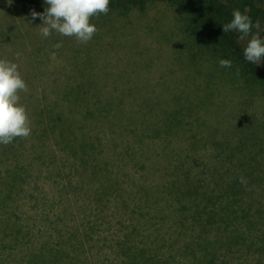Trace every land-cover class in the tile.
Returning a JSON list of instances; mask_svg holds the SVG:
<instances>
[{
	"label": "rangeland",
	"instance_id": "rangeland-1",
	"mask_svg": "<svg viewBox=\"0 0 264 264\" xmlns=\"http://www.w3.org/2000/svg\"><path fill=\"white\" fill-rule=\"evenodd\" d=\"M7 9L5 5L0 7V26L6 19H14L16 25L24 24L26 28L29 25L34 29L23 42L0 39V59L17 63L26 82L27 91H19V103L26 107L30 127L33 128L36 122L57 123L69 136L72 133L69 124L74 120L104 121L108 125H117L113 129L114 133L115 130L118 132L119 146L129 151L133 159L143 155V151L151 153L144 157L149 167L140 169L131 162L135 167L130 168L137 183L152 181L148 183L160 187L157 194L151 195V199L157 202L144 217L140 215L136 199L145 197L149 189L137 187V183L132 184L127 179L124 181L125 194H119V202L115 193L104 195L107 207L97 205L85 216L73 210L63 224L58 217L60 209L49 213L65 231L72 230L79 220L82 222V229L85 227L89 236L88 248L83 253L88 264H119L121 259L110 252L136 224L139 225L136 232L133 231V243L141 248L148 246L156 253L153 262L142 264H165L167 257L172 258V264L187 261L195 264H264V133L257 124L263 119L264 128V116L259 117L256 113L262 110L259 105L264 106V93L254 97L253 102H258V106L253 105L247 98L243 81H231L228 69L218 64L217 67L207 56L199 59L193 56L192 59L207 74L206 81L208 70L214 73L215 78L207 82L215 91L220 86L222 92L216 98L202 87L203 82L199 80L204 81V77L198 73L199 80H196L194 69L183 62L175 63L170 46L173 45L178 55L175 43L184 37V33L177 27L174 11L165 3H152L125 17L110 16L99 20L96 29L112 27L118 31L116 36L109 35L104 41L91 38L76 46H71L72 42L67 39H59L61 34L54 31L43 37L29 21L33 20L31 15L27 23L26 18L22 19L26 15L19 9ZM91 21H96L94 16ZM257 21L259 27L255 32L264 37V18ZM150 26L155 29L150 30ZM170 40L174 41L172 45ZM56 43L60 44L59 48L53 47ZM53 52L55 58L51 56ZM53 60L59 62L54 63L58 66H53L52 70H45L46 66L43 70L37 69ZM33 66L39 71L37 81L32 73ZM221 75L227 78L220 79ZM74 77L83 92L78 100L70 94ZM38 89L44 98L41 106L35 99ZM242 97L246 98L244 102L249 100L250 103L244 106ZM30 134L38 135L39 132L31 130ZM117 153L119 149L113 150L110 158L113 155L119 162L121 159ZM166 164L177 171L173 179L161 169ZM197 169L209 176L220 196L217 208L206 214L210 223L204 219L201 226L195 216V206L180 207L170 199L169 192H164L170 184L190 189L195 185ZM152 171L157 177L163 175L167 179L156 178L154 181L146 178L144 173ZM240 177L246 178V183H241ZM42 181L49 187L55 186L50 179ZM81 203L84 204L79 200L78 205ZM233 203L244 209L237 211L236 216L246 222L243 225L247 229V251L234 249L232 251H236L231 252L223 248L218 257L219 245L226 239L218 234L227 232V227H219V223L228 222L226 210ZM36 209L39 213L40 208ZM143 211L148 209L144 207ZM151 218L154 220L151 224L140 223ZM199 229L202 233L211 229V234L202 235L193 247L190 244L191 255L179 250L180 246L182 249L187 245L189 234H196ZM176 230L188 234L177 236ZM153 241L158 244L165 241L174 246L166 244L167 247L159 250Z\"/></svg>",
	"mask_w": 264,
	"mask_h": 264
},
{
	"label": "trees",
	"instance_id": "trees-1",
	"mask_svg": "<svg viewBox=\"0 0 264 264\" xmlns=\"http://www.w3.org/2000/svg\"><path fill=\"white\" fill-rule=\"evenodd\" d=\"M152 3H165L172 8L177 27L183 30L184 37L175 43L178 55L172 45L174 41L170 40L172 45L170 47L175 54V63L183 62L186 66L194 69L196 71L194 78L199 80V73L204 77V81L199 80L203 82L202 87L207 88L216 98H219L220 92H222L220 86L215 91L207 82L210 78H215L214 73L208 70L209 77L206 81L207 74L203 73L199 63L192 57L196 56L199 59L207 56V59L213 60L212 63L216 66L219 65L218 61L221 58L232 60L231 67L222 68L228 69L231 81L234 83L243 81L246 84L247 98L253 105L258 106V102L255 103L253 100L255 96H262L264 93V60L259 65L246 61L243 49L249 37L239 39L240 33L236 31L223 32L222 25L232 19L233 9H239L242 13L246 12L254 22L259 18H264V0H110V11L107 14L101 13L94 16L96 21L93 23L90 20V22L96 25L99 20L110 16L125 17L131 11H142ZM3 4L8 9H19L26 15L22 19L26 18L27 23L28 16L31 15L33 20L29 21L37 30H40L38 26L42 20L39 16L34 18L32 12H43L47 6L44 4V0H0V7L4 6ZM6 20L0 26V39L23 42L28 39V37L25 38L26 35L29 36L34 30L30 29L29 25L28 28L24 27V24L16 25L14 19ZM154 29V26H150V30ZM255 30L256 28H253L252 32ZM117 32L116 29L112 30V27L99 28L92 38L93 40L100 38L104 41L109 35L116 36ZM59 39L71 41V46L80 44L72 36L60 35ZM57 62L59 61H49L44 65H39L37 69L46 66L45 70H52L53 66H58V64H54ZM33 67L32 73H35L34 79L37 81L39 71L35 66ZM237 69L239 70L238 75ZM225 78L220 76V79ZM77 83L78 80L74 77L70 86V94L76 100L83 95ZM35 99L37 105L43 104L44 98L39 89ZM242 99L241 102L244 106L250 103L249 100L244 102L246 98L242 97ZM245 108L248 110L247 107ZM258 108L262 110L255 112L259 117H263L264 106L259 105ZM262 123L257 122L264 133ZM69 126L72 133L67 136L57 123L36 122L32 125L31 130L38 131V135L15 137L8 144H0V264H88L83 253L88 248L86 242H88L89 236L87 229L85 227L82 229V222L79 220L72 230L65 231L64 226H59L57 220L52 219L49 213L53 214L57 209H60L58 217L63 224L74 213L73 210L78 214L81 212L85 216L97 205L102 204L104 208L107 207L108 203L104 199V195L115 193L119 202L121 201L119 196L125 194L124 185L126 183L124 181L127 179L132 184L137 183L130 173V168L149 167V164L144 161V157L151 153L143 151V155L133 159L129 151L119 146L118 132L115 130L114 133L113 129L117 125L86 119L74 120L70 122ZM116 149H119V153H117L121 159L119 162L113 158V155L110 158L112 151ZM101 156L102 159H100ZM166 165L161 169L170 176V179H173L177 176V171L168 164ZM63 169L67 171H63ZM196 172L197 176L193 181L195 185L190 189L184 190L185 186L183 185L170 184L168 190L164 192L166 194L169 192L170 199L179 203L180 207L195 206V216L197 219L199 218L200 225L204 219L206 220V214L217 208L220 196L211 184L209 176L204 175L200 169H197ZM144 174L146 178L154 181L156 178H164L163 175L157 177L155 171ZM43 179H50L55 186H47L42 181ZM145 182L136 184L137 187L149 189V193H146L145 197L136 199L140 215L143 217L146 213L151 212V206L157 202L151 199V195L157 194L160 188L155 186V183H148L152 181ZM79 200H82L84 204L78 205ZM125 206H127L126 203ZM144 207L148 211H143ZM32 208H40V212H36L39 209L33 212ZM239 210L244 211L241 207L237 208L234 203L231 204L226 210L228 222L224 224L218 222L219 227L229 229L226 228L225 235L218 234L226 238L224 244L219 245L218 257H220L223 248L231 252L247 251V229L243 225L246 222L237 218L236 212ZM153 221V218L144 219L140 223L151 224ZM138 225L132 226L131 232L124 234V237L117 242V247L110 252L114 254V257L121 259L119 264H142L153 262L156 258L155 251L150 247L141 248L133 243V235L138 229ZM181 227L180 225L179 228ZM202 228L205 227L202 226ZM175 232L177 236L183 237L188 234L179 230ZM204 234H211V229H205L203 233L199 229L196 234H189L187 245H183L182 249L180 246L179 250L191 255L192 245L198 243ZM148 239L151 241L149 236ZM153 242L156 249L159 248V250L167 247L166 244H171L165 241L160 244ZM172 246H174L173 243ZM234 249L236 250L232 251ZM170 260L172 258L167 257L164 260L165 264L174 263L173 261L170 263ZM185 264L195 263L187 261Z\"/></svg>",
	"mask_w": 264,
	"mask_h": 264
},
{
	"label": "clouds",
	"instance_id": "clouds-1",
	"mask_svg": "<svg viewBox=\"0 0 264 264\" xmlns=\"http://www.w3.org/2000/svg\"><path fill=\"white\" fill-rule=\"evenodd\" d=\"M110 0H44L47 5L43 12H32L35 18L40 17L42 23L38 26L43 37H48L53 31L62 36H72L80 43L88 42L96 32L95 24L90 20L101 13L107 14ZM259 22H254L245 12L232 10V19L222 25L223 32L236 31L239 39L249 37L243 49L244 59L254 64L264 60V37L259 32ZM59 48L60 44L53 45ZM55 58V52L51 53ZM221 67H231L232 60L221 58ZM239 70L237 69V75ZM27 91V85L22 78L18 65L7 59H0V144H8L15 137H27L31 133L30 119L26 107L19 103V91ZM241 183L246 178L240 177Z\"/></svg>",
	"mask_w": 264,
	"mask_h": 264
}]
</instances>
